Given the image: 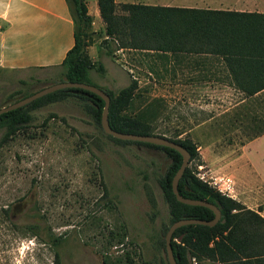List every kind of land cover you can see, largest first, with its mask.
<instances>
[{
    "label": "rangeland",
    "instance_id": "374dc122",
    "mask_svg": "<svg viewBox=\"0 0 264 264\" xmlns=\"http://www.w3.org/2000/svg\"><path fill=\"white\" fill-rule=\"evenodd\" d=\"M209 1L195 4L215 6ZM115 3L116 13H124L120 4L128 2ZM219 5L230 8L227 0ZM236 7L264 11L262 0ZM89 17L85 38L91 63L88 82L116 90L135 77L138 94L133 106L157 98L151 104L156 130L195 144L196 156L187 163L193 172L233 177L229 163L253 138L257 119L264 120V102L254 98L236 104L246 96L222 83H184L180 69L172 75L155 50L116 48V38L103 41L105 22L99 13L96 19ZM141 39L151 46L149 38ZM61 70L60 65L32 75L0 70V106L60 80ZM16 89L19 92L11 95ZM31 113L30 122L0 145V264H51L48 233L61 237V264H105L103 256L108 264L166 260L165 250L156 242L162 225L168 223L157 181L168 164L165 152L107 137L73 96L43 104ZM246 147L239 163L264 176V135ZM249 187L258 193L254 201L238 199L236 186L235 200L264 217L261 187ZM29 223L40 225L39 236L26 229ZM200 263L235 264L209 259Z\"/></svg>",
    "mask_w": 264,
    "mask_h": 264
},
{
    "label": "trees",
    "instance_id": "16d2710c",
    "mask_svg": "<svg viewBox=\"0 0 264 264\" xmlns=\"http://www.w3.org/2000/svg\"><path fill=\"white\" fill-rule=\"evenodd\" d=\"M66 1L73 21L74 42L59 63L62 67L60 80L88 82L91 63L85 50V38L90 17L84 0ZM97 5L99 15L105 22L106 37L103 41L106 43L116 38L119 40L116 48H133L137 51L153 49L164 59H176L181 53L214 54L226 68L231 84L244 96H252L257 91L264 95V12L121 3L125 12L116 13L114 0H97ZM142 37L149 38L151 46H145ZM108 52L111 53V50ZM142 52L151 55L147 53L150 51ZM149 68L152 70V67ZM101 89L109 97L107 121L111 128L123 132L163 135L156 130L155 109L151 107L157 98L142 100L133 106L138 94L135 77H129L128 83L116 90ZM33 91L22 93L18 98ZM18 92L19 89L13 90L11 95ZM68 96L75 97L81 109L101 128L103 99L80 87H62L1 112L0 128H3V132L0 135V145L30 122L33 109ZM253 128V136L264 132V120L258 118ZM105 135L122 143L131 142L158 148L168 156V164L157 179L168 210V223L162 225L156 239L160 248L164 250V233L172 221L181 217H213V212L208 207L183 203L172 192L171 178L181 162V155L177 150L149 142L119 139L107 133ZM166 137L188 150V160L196 156V146L190 139ZM177 189L183 196L202 198L214 203L220 210V217L213 225L187 223L173 230L170 244L176 264H191L192 257L197 262L195 264H201L205 259L221 263L264 264V217L256 210L221 194L196 177L188 165L178 179ZM149 199L152 207H155L152 196ZM25 227L31 235H40L41 227L38 223L25 224ZM47 237L46 242L53 253L51 264H61V237L51 233ZM105 257L102 260L108 264ZM161 264L168 263L161 260Z\"/></svg>",
    "mask_w": 264,
    "mask_h": 264
},
{
    "label": "crops",
    "instance_id": "0c3cea01",
    "mask_svg": "<svg viewBox=\"0 0 264 264\" xmlns=\"http://www.w3.org/2000/svg\"><path fill=\"white\" fill-rule=\"evenodd\" d=\"M117 1L172 7L251 11L236 7L240 3L249 2V0H227V5L230 8L220 6L219 3L222 0H210L209 2L214 3L215 6L206 7L195 4L196 1L201 0H114V2ZM262 1L264 4V0ZM84 3L87 13L96 19L99 13L97 0H84ZM73 31V21L66 0H0V69L22 70L24 73L32 75L58 66L67 50L73 45ZM177 59L178 61H175ZM165 61L170 66L172 75L176 74L177 67L180 69L179 72L183 76L184 83H222L237 91L236 93H240L231 84L226 68L217 55L181 53L176 59L168 58ZM209 66L211 67L209 68ZM254 98L264 102L263 93L257 91L247 98L241 97L236 101V104L245 99L252 100ZM263 135L264 132L253 136L244 144V148L246 149L250 142ZM244 150L240 151L228 166L235 178L238 199H242L243 202L244 200L254 201V197L258 194L256 189L253 190L249 186H260V192L263 193H259V196L260 194L264 195V176L260 172L249 171L239 163ZM247 206L253 208L248 204Z\"/></svg>",
    "mask_w": 264,
    "mask_h": 264
},
{
    "label": "water",
    "instance_id": "95a60500",
    "mask_svg": "<svg viewBox=\"0 0 264 264\" xmlns=\"http://www.w3.org/2000/svg\"><path fill=\"white\" fill-rule=\"evenodd\" d=\"M62 87H80L88 91H91L93 93H96L99 97L103 99V107H102L101 115H100V126L105 133L110 134L119 139L138 140V141L149 142V143H153L157 145L168 146V147L174 148L180 153L181 162L171 178L172 192L174 193L176 199L183 203L196 204V205H202V206L208 207L209 209L212 210L213 217L211 219H203V218H198V217H181V218H178L172 221L168 225L164 233V250L166 254V261L168 264H176V261H175V258L172 252L171 244H170V237H171L173 230L176 227L183 225V224H187V223H200V224H206V225H213L214 223L218 221L220 217V210L214 203L208 200L202 199V198H192V197L183 196L178 192L177 182L185 166L188 163V159H189L188 150L184 146L179 144L178 142L172 139H169L168 137L164 135H159V134H154V133L144 134V133H134V132H123V131H118V130L111 128L107 121V109H108V102H109V97L107 93L100 87L92 83H88L84 81H70V80L63 79V80H58L56 82L47 84L25 96H22L16 100H13L5 105L0 106V113L3 111L9 110V109L16 108L18 106H21L35 99L36 97H39L45 93H48L50 91H53L55 89L62 88Z\"/></svg>",
    "mask_w": 264,
    "mask_h": 264
},
{
    "label": "built area",
    "instance_id": "2783aa9c",
    "mask_svg": "<svg viewBox=\"0 0 264 264\" xmlns=\"http://www.w3.org/2000/svg\"><path fill=\"white\" fill-rule=\"evenodd\" d=\"M195 176L201 179L202 181H205L207 184L215 188L221 194L232 199H236L235 181L230 174H211L205 177L203 174L196 173ZM191 261L194 263L196 262L193 257L191 258Z\"/></svg>",
    "mask_w": 264,
    "mask_h": 264
}]
</instances>
